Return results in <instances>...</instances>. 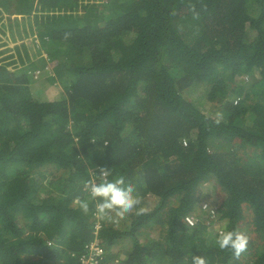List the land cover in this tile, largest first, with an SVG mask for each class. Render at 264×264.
<instances>
[{"label": "trees", "instance_id": "obj_1", "mask_svg": "<svg viewBox=\"0 0 264 264\" xmlns=\"http://www.w3.org/2000/svg\"><path fill=\"white\" fill-rule=\"evenodd\" d=\"M12 14L39 47L0 50V264H80L96 240L106 264H264V0H0V31ZM100 167L135 185L124 217L96 213ZM218 220L257 238L236 257Z\"/></svg>", "mask_w": 264, "mask_h": 264}, {"label": "clouds", "instance_id": "obj_2", "mask_svg": "<svg viewBox=\"0 0 264 264\" xmlns=\"http://www.w3.org/2000/svg\"><path fill=\"white\" fill-rule=\"evenodd\" d=\"M40 74L39 71L36 72L38 80ZM85 188L91 200L95 201L97 215H107L109 210H114L117 217H124L141 203L135 185L128 181L126 175H112L111 169L107 167H100L97 175L85 183ZM76 203L85 213L89 211L88 200L78 198ZM145 210L139 208L141 213ZM188 223L191 224L192 221L189 220ZM215 242L220 249H231L239 257L247 248L248 238L238 231H224ZM191 264H207V261L202 256H193Z\"/></svg>", "mask_w": 264, "mask_h": 264}, {"label": "rangeland", "instance_id": "obj_3", "mask_svg": "<svg viewBox=\"0 0 264 264\" xmlns=\"http://www.w3.org/2000/svg\"><path fill=\"white\" fill-rule=\"evenodd\" d=\"M98 3H101V0H96ZM104 2V0H102ZM6 19L7 26L4 27L5 33L3 31H0V50L5 49L6 46H4V43L8 44L9 46V52L12 53L14 46L17 43L21 44L23 41L26 42L34 52L37 53L36 48L39 47V42L37 40V35L35 32L31 31V25L32 21L30 19L24 18L19 14H12V15H4ZM26 19V20H25ZM14 21V22H13ZM13 23V26L11 27L10 24ZM1 24V23H0ZM8 41V42H6ZM15 52V50H14ZM8 52L4 53L6 56ZM254 74L256 77L255 80H260L261 76L259 73ZM244 78L246 81L249 80L250 76L248 74H244ZM49 79V78H48ZM45 76L42 74L39 75V80L37 83H35L33 90L37 94L43 95L45 98L49 100L57 99V97L60 95V87L57 85H52V83L48 80ZM185 96L192 102H195L197 104H200L203 111L209 115L212 116H219L222 113V108L215 102L208 100L207 95V87L205 85H196L193 88L189 89ZM212 182H208L206 184L207 186L211 187ZM218 202L221 201L220 197H217ZM243 234L247 238H257L256 234L252 231H250V226H246V224H243ZM213 227V234H220L219 228H223L222 221L220 222L218 220V223L211 225ZM212 234V235H213ZM157 236V234L154 232L152 233V237ZM214 236V235H213ZM218 237V236H214ZM211 238V237H210ZM115 252L117 251V248H114ZM244 258V257H242Z\"/></svg>", "mask_w": 264, "mask_h": 264}, {"label": "built area", "instance_id": "obj_4", "mask_svg": "<svg viewBox=\"0 0 264 264\" xmlns=\"http://www.w3.org/2000/svg\"><path fill=\"white\" fill-rule=\"evenodd\" d=\"M204 207L206 208L207 205H204ZM209 210H210L211 217L213 219L214 218L218 219L217 208H211ZM189 220L192 221L191 224L188 223ZM185 222L190 226H194L198 222L197 215L193 213L186 215ZM219 231L220 233L224 232V230L221 228H219ZM80 264H106L105 263V248L100 245L98 240H96L95 242H93L91 245L88 246L87 253L80 256ZM112 264H117V263H112Z\"/></svg>", "mask_w": 264, "mask_h": 264}]
</instances>
